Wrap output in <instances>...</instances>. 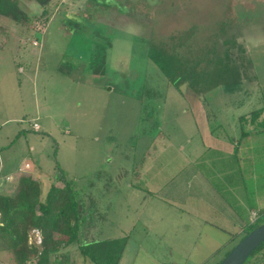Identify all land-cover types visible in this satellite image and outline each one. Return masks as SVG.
Listing matches in <instances>:
<instances>
[{"label":"rangeland","instance_id":"1","mask_svg":"<svg viewBox=\"0 0 264 264\" xmlns=\"http://www.w3.org/2000/svg\"><path fill=\"white\" fill-rule=\"evenodd\" d=\"M111 1L108 7L110 0H48L40 8L36 0H0V10H4L0 14V118L15 119L0 127V139L6 138L3 132L19 133L7 146L0 143V194L11 193L17 185L21 161L35 162L29 156L30 148H42V157L38 156L42 179L56 181L54 185L61 190L70 187L75 200L98 199L92 208L100 216L97 221L106 229L104 234L130 230L121 236L129 244L122 264H132L139 246L153 249L155 257L165 247L182 257L167 245V238L159 241L157 230L151 235L141 230L134 203L126 211L129 215L124 213L131 203L128 199L126 204L121 202L117 183H138L135 170L150 159L141 154L163 144L157 136H174L179 149L184 136L198 135L187 115L192 106L184 98L191 89L206 103L213 136L241 143L236 163L245 167L246 184L251 186L260 177L259 184L264 186V6H259L264 0ZM35 32L40 33L34 36ZM34 39L42 43L41 58L40 44L34 47L35 60L41 63L40 77L28 82L19 68L26 69L22 49L32 48ZM235 42L245 46L253 64L250 71L239 70V65L227 60L225 52L233 50ZM151 48L172 56L168 66L172 71L157 67L150 57ZM233 56L235 52L227 57ZM38 108L42 131L35 132L31 125ZM74 135L102 136L104 140L94 147L88 140L75 143L70 138ZM243 136L254 137L249 141ZM115 152L121 154L119 159L109 156ZM111 159L115 162L109 166ZM58 163L65 173L56 172ZM3 176L12 179L6 181ZM32 215L39 216L38 210ZM263 223L264 213L256 225ZM203 232L216 234L212 228ZM28 242L39 246L42 236L32 231ZM119 242L100 249L114 250L103 263H118V247L124 244ZM57 256L62 264H82L74 247ZM14 261L7 252L0 255V264ZM165 264L172 263L166 260ZM246 264H264V247Z\"/></svg>","mask_w":264,"mask_h":264},{"label":"crops","instance_id":"2","mask_svg":"<svg viewBox=\"0 0 264 264\" xmlns=\"http://www.w3.org/2000/svg\"><path fill=\"white\" fill-rule=\"evenodd\" d=\"M36 33L40 32H35L34 36ZM34 40L32 48L27 45L22 49V61L24 64L28 61V64H25L26 69L19 68V74L24 76V81L28 82L40 77L38 71L41 63L37 60L41 58L42 43ZM37 44H40L39 58L35 60L36 50L34 47ZM86 85L99 87L92 84ZM101 90L111 92L110 88ZM184 98H188V103L192 106L187 111V115L189 114L190 120L194 121L193 124L198 135L184 136L179 149L175 148L177 144L174 136H157L160 143L163 144L161 147L156 145L153 149L141 154L143 158L150 159L148 163H142L140 168H138L139 166L136 168L135 176L138 183L134 185L119 182L116 188L122 196L119 198L121 202L124 200L125 204L128 201L131 203L128 209L125 208L124 213L129 215L126 211L132 210L131 206L134 203L140 218H137V221L142 222L141 230L147 235L154 234L153 232L157 230L155 234L160 237L159 241L162 242L164 238H167V242L170 243L167 245L181 252L182 257L177 251L166 247L162 249V254L159 257H155L153 249L139 246L140 249L138 247L132 264H137L139 260L142 264H165L166 260H170L172 264H220L228 254L226 252L228 248L235 244L254 223L258 222L261 214L264 213V197L260 195V192L264 195V186L259 184L260 177H256L253 180L254 183L248 186L244 175L245 167L240 162L236 163L237 156L242 151L241 143L236 145V139L213 136V128L206 120L207 115L204 110L206 103L201 102L200 99L203 97H198V91L186 90ZM35 114L36 118L33 119L31 129L35 132L42 131V125L39 123L42 119L41 108H38ZM12 120L15 119L0 118V127L11 124L8 122ZM34 125H38V128L35 129ZM76 130V134H80L78 128ZM17 134L19 133L3 132L1 136H6V138H1L0 140L4 142L0 143L7 146ZM253 137L243 136L249 141ZM70 138L75 143L88 140L89 143L94 144V147L104 140L102 136L74 135ZM249 152L251 150L247 151L248 155H250ZM48 153L52 154L51 151ZM39 155L42 157V148H30L29 156L35 160L36 164L34 161L28 160L29 158L21 161L18 164L19 178L32 176L34 179H39L42 182L45 195L50 184H54L56 181L47 183L50 181L49 179H42L40 172L42 164L38 158ZM120 155L119 152H115L109 156L119 159ZM96 156L98 157L97 153ZM160 156L165 159L159 161ZM74 157L78 158L79 156L75 153ZM110 161L109 166L115 162V159ZM1 167L2 165L0 172ZM57 168L60 170L57 169L56 172L65 173L61 169L60 163ZM2 178H6V181L12 179L11 176ZM59 178L63 181L62 177L59 176ZM56 179H58L57 175ZM140 180L144 182V185L140 183ZM16 186L12 191L10 190L11 193L1 192L0 195H12ZM89 187L91 186L87 188ZM64 190H67L66 187ZM78 190L77 187L75 191L78 192ZM123 190H126V193ZM126 195L129 197L127 198ZM77 201L80 203L82 212L81 236L88 243H101L104 245L103 247L113 246L119 241V245L124 242V245H121L122 249L120 246L118 247V251L121 250V255L118 257L117 264H122L126 259L129 244L126 243L127 239L125 241L121 236L130 234V230L121 228L118 235L108 231L104 234L106 229L98 225L97 220L100 219V216L92 208L99 200L93 197L89 200V202L92 201L91 204L82 201L81 198ZM254 214L256 217L253 216ZM125 218L127 219V217ZM204 228L208 230L212 228L216 234H213L214 236L206 235L203 232ZM123 233L125 234L122 235ZM201 235L206 239H202ZM121 239L123 240L121 241ZM74 248L82 256V264H87L79 246L76 245ZM111 249L112 247L108 250L105 249L103 254L114 253V250Z\"/></svg>","mask_w":264,"mask_h":264},{"label":"trees","instance_id":"3","mask_svg":"<svg viewBox=\"0 0 264 264\" xmlns=\"http://www.w3.org/2000/svg\"><path fill=\"white\" fill-rule=\"evenodd\" d=\"M36 2L40 8L48 4V0H36ZM11 4L14 3L11 2ZM108 4L110 7L112 1L110 0ZM259 6L264 5L259 4ZM3 12L4 10H0V14ZM44 12L46 13L47 9L44 8ZM232 47L233 50L228 49L225 52L227 60L230 59L234 65H239V70L250 71L253 64L245 46L235 42ZM150 50L151 60L157 67L161 71L165 70L166 66L168 69L172 56L162 50L158 51L156 48ZM233 51L236 56L227 57L234 54ZM169 69L172 71L173 68ZM67 190L69 194L52 183L44 195V188L39 179L23 176L19 179L12 195H0V255L3 252L11 254L15 264H31L34 259H37L36 264H62L57 255L61 252L66 253L69 248L78 245L87 264H105L103 262L111 255H104L105 251H100L101 248H104L103 244H90L81 236L80 203L75 200L70 187ZM35 210H38L39 216L32 215ZM257 223H254L241 238H245L251 231L259 227L256 225ZM32 231L42 236L41 245H28L29 235ZM262 247L264 244L257 250ZM53 256L55 257L52 261L51 257Z\"/></svg>","mask_w":264,"mask_h":264},{"label":"water","instance_id":"4","mask_svg":"<svg viewBox=\"0 0 264 264\" xmlns=\"http://www.w3.org/2000/svg\"><path fill=\"white\" fill-rule=\"evenodd\" d=\"M262 244H264V223L243 238L220 264H246Z\"/></svg>","mask_w":264,"mask_h":264},{"label":"built area","instance_id":"5","mask_svg":"<svg viewBox=\"0 0 264 264\" xmlns=\"http://www.w3.org/2000/svg\"><path fill=\"white\" fill-rule=\"evenodd\" d=\"M34 128L37 129V128H38V125H34ZM253 216L256 217L255 214H254ZM253 221H254V220H253ZM253 221H252V222H253Z\"/></svg>","mask_w":264,"mask_h":264}]
</instances>
